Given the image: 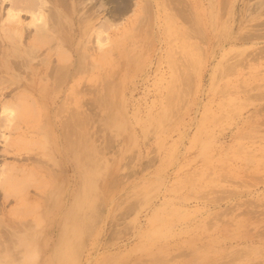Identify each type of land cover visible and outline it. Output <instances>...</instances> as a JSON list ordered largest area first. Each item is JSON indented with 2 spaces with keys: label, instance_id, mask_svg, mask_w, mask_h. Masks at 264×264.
I'll list each match as a JSON object with an SVG mask.
<instances>
[{
  "label": "rangeland",
  "instance_id": "374dc122",
  "mask_svg": "<svg viewBox=\"0 0 264 264\" xmlns=\"http://www.w3.org/2000/svg\"><path fill=\"white\" fill-rule=\"evenodd\" d=\"M18 94L0 264H264V0H0Z\"/></svg>",
  "mask_w": 264,
  "mask_h": 264
},
{
  "label": "bare ground",
  "instance_id": "6f19581e",
  "mask_svg": "<svg viewBox=\"0 0 264 264\" xmlns=\"http://www.w3.org/2000/svg\"><path fill=\"white\" fill-rule=\"evenodd\" d=\"M40 2V1H39ZM42 2V1H41ZM11 3H12V1H11ZM52 64V63H51ZM16 66V65H15ZM75 68V67H74ZM54 69V68H53ZM72 69V68H71ZM53 71V70H52ZM48 73H49V71H48ZM49 76L48 77H51V75L50 74H48ZM62 75V74H61ZM55 81V80H54ZM60 81V80H59ZM13 82V83H12ZM11 83L13 84V85H16L17 83H19L18 81H12ZM58 83V82H57ZM59 85H61V83L59 84ZM58 85V86H59ZM12 86H10V87H8V88H11ZM12 90H14V89H16V88H11ZM12 90H11V92H12ZM31 90V89H30ZM3 90H1V92H2ZM10 102V101H9ZM6 103V102H5ZM26 100H25V98H24V96L23 95H20V94H18L15 98H14V100H13V102L11 103V104H9V103H6L5 105L4 104H2L0 107H1V109H2V111H3V108H4V112L6 111L7 112V114H8V116H9V113L13 116V115H15V119H14V121H15V125H20L22 122H20V121H22V119H24V118H26V116H27V107H26ZM3 113V112H2ZM14 113V114H13ZM16 113V114H15ZM4 115V114H3ZM5 115H6V113H5ZM11 115L9 116V118L11 117ZM7 115H6V118L8 117ZM2 117V116H1ZM3 117H5V116H3ZM11 119V118H10ZM13 119V118H12ZM4 121V120H3ZM5 121H6V119H5ZM4 121V122H5ZM8 121H10L9 119H8ZM8 125V124H7ZM15 125H14V127H15ZM19 127V126H18ZM17 127V128H18ZM6 128H8V127H6ZM5 128V129H6ZM27 128V127H26ZM16 129V128H15ZM14 129V130H15ZM39 129V128H38ZM43 129V128H42ZM42 131V130H41ZM21 143H23L20 139H18V138H16V139H14V140H12L11 141V144L12 145H20ZM65 145V144H64ZM73 153L75 154V149L73 150ZM32 159V158H31ZM29 160V159H28ZM42 163V162H41ZM51 169V168H50ZM45 202V201H44ZM21 203V202H20ZM21 225V224H20ZM27 225V224H26ZM28 226V225H27Z\"/></svg>",
  "mask_w": 264,
  "mask_h": 264
}]
</instances>
